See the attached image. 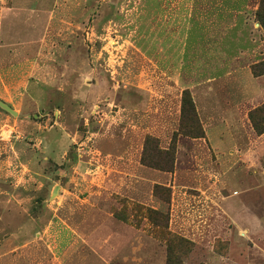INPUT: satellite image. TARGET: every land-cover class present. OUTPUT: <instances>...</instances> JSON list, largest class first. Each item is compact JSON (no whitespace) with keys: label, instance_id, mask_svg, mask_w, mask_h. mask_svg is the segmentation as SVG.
Instances as JSON below:
<instances>
[{"label":"rangeland","instance_id":"1","mask_svg":"<svg viewBox=\"0 0 264 264\" xmlns=\"http://www.w3.org/2000/svg\"><path fill=\"white\" fill-rule=\"evenodd\" d=\"M259 1L0 0V264H264Z\"/></svg>","mask_w":264,"mask_h":264},{"label":"trees","instance_id":"2","mask_svg":"<svg viewBox=\"0 0 264 264\" xmlns=\"http://www.w3.org/2000/svg\"><path fill=\"white\" fill-rule=\"evenodd\" d=\"M255 15H256L258 22L261 24L264 30V0L259 1L258 9ZM252 71H253V74L256 76L264 74V61L254 65L252 67ZM262 112H263V115L261 119L264 118V105L260 109L255 110L254 112H251L249 114L250 119L253 122V126L258 132L264 131V125L260 126V124L257 123V121L255 120L258 116L261 115ZM195 117L196 116H195L193 102L191 100L190 94L186 91L183 93V97H182V118L190 119V120H193L194 122Z\"/></svg>","mask_w":264,"mask_h":264}]
</instances>
